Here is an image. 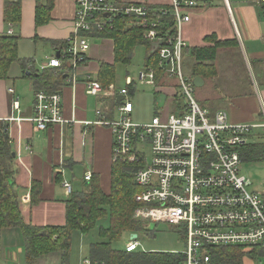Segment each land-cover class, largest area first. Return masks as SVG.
<instances>
[{
	"label": "built area",
	"instance_id": "1",
	"mask_svg": "<svg viewBox=\"0 0 264 264\" xmlns=\"http://www.w3.org/2000/svg\"><path fill=\"white\" fill-rule=\"evenodd\" d=\"M254 1L264 4V0ZM75 4L71 36L59 57L50 59L40 70L53 68L76 83L90 50L89 40L112 31L118 19L124 18L127 27L141 30L149 49L157 43L152 54L157 57L160 78L176 83L177 96L168 99L164 95L165 106L149 123L131 119L130 92L136 84L129 77L126 89L118 93L123 97L117 107L118 118L105 121L96 111L95 124L108 126L112 133L113 163L127 166L138 188L134 219L144 225L165 223L182 234L185 251L171 252L182 254L181 264H264V199L250 189V180L241 174L243 162L238 151L260 132L264 135V111L258 123L234 124L223 111L211 115L199 107L194 98V78L183 73L187 44L181 35L190 21L187 13L198 6V1L162 0L155 3L156 7L147 0H75ZM7 34L12 36L10 30ZM84 78L86 95H100L105 89L110 94L111 89L103 87L97 77L88 73ZM136 80L140 85H160L149 66ZM7 93L10 114L0 118L7 130L9 125L24 121L33 124L36 131L75 122L64 120L59 92L35 91L33 114L27 119L19 116L20 104L13 88ZM172 104L176 115L169 113ZM91 179L92 173H86L84 180ZM63 187L67 195L71 194L69 183ZM223 249L236 254L222 255L219 251ZM124 251H141L137 238H131Z\"/></svg>",
	"mask_w": 264,
	"mask_h": 264
},
{
	"label": "crops",
	"instance_id": "2",
	"mask_svg": "<svg viewBox=\"0 0 264 264\" xmlns=\"http://www.w3.org/2000/svg\"><path fill=\"white\" fill-rule=\"evenodd\" d=\"M8 1L0 0V35H8L10 30L12 36L19 38L17 52L19 43L32 46L33 52L27 58H20L17 54L18 61L13 62L19 65L23 81L16 84L10 80L9 71L13 63L9 67L8 78L0 79V118H5L10 114V96L7 89L12 87L20 104L19 116L27 119L33 114L35 91L32 89L31 80L24 76L28 77L30 72L40 70V67H35V58L38 59L39 54L46 48L51 50V57L45 56L48 62L55 58L56 54L65 46L67 39L72 34L76 4L75 0H21L20 23L16 26L4 21V10ZM147 1L151 6L156 7L155 3L162 0ZM197 1L198 6L187 13L190 15V21L181 30L182 38L187 44L186 50L213 47L215 42L235 41L231 45L219 48L223 49L226 55L224 59L228 63L225 68L233 67V65L229 67V60L233 61L234 58H236L235 64H237L239 54L251 67H263L264 13L260 8L261 5L255 3L254 0ZM37 7H39L42 19L48 20L40 26L35 25ZM91 40L101 42V47L103 46L102 48L105 50L103 58L96 62L94 58L97 57V52L90 50L89 56L87 55L85 63L78 71L79 80L72 84L65 78L64 84L56 91L62 97L64 120L75 122L68 125H53L45 131H36L33 124L28 121L8 126V138L13 157L12 165L16 170L13 183L19 198L18 206L22 222L25 225L40 228L63 227L66 221V201L71 195L65 193L63 184L69 183L72 186V194L80 192L89 184L84 180L88 172L99 179L100 187L104 193L108 194L110 191L113 163L112 133L108 126L96 125L95 122L98 121L96 111L102 113V118L105 121L118 118V103L116 102L118 94L112 99L105 89L100 95H86L84 77L90 73L98 78L101 64L114 65V41L97 35H94ZM107 48L110 49L109 53L106 52ZM148 50L149 56L152 53L151 49ZM235 50L239 54L233 53L236 52ZM217 54L218 49L215 60ZM186 58L191 59L192 64L194 63V59L189 54H186ZM215 60L211 63L217 76L219 72ZM223 62L224 60L221 64ZM206 79L209 77H206L205 80L202 79L204 83ZM158 81L164 86L171 85L168 83L170 80L166 78H159ZM27 88L32 91L30 105L23 104L19 97L27 91ZM254 90L256 95L254 93L251 95L255 98L250 112L239 116L237 114H240V110H236L237 106L234 104L230 106L231 113L228 118L231 123H258L264 111V99L258 89L254 88ZM216 101L218 104L214 109L207 106L202 108L214 115L219 111H225L222 103H226V101V104L232 103L231 100L228 101L221 97ZM165 104L166 100L163 106ZM133 113L134 108L131 119H133ZM1 126L5 125L0 123ZM78 181L82 185H77ZM34 184H38L39 188L37 201L32 203L30 200L31 187ZM24 245L20 228L0 229V264H28ZM86 261L89 262L90 259L85 258L82 264H86ZM37 264L66 263L62 262L60 254L50 253L40 257Z\"/></svg>",
	"mask_w": 264,
	"mask_h": 264
},
{
	"label": "trees",
	"instance_id": "3",
	"mask_svg": "<svg viewBox=\"0 0 264 264\" xmlns=\"http://www.w3.org/2000/svg\"><path fill=\"white\" fill-rule=\"evenodd\" d=\"M21 0H9L4 10V21L16 26L20 23ZM264 13V4L260 6ZM48 20L42 19L37 7L35 25L40 26ZM141 30L136 27H127L124 18L118 19L112 31L102 33V38L114 41V64L129 63L133 46L143 43ZM18 37L0 35V79L8 78L9 67L17 58ZM230 42H215L213 47L193 48L185 50L194 59L192 78L214 77L216 70L211 62L216 58L219 48L233 44ZM156 55L149 54L147 65L155 72L156 80L161 72L156 68ZM114 65H100L98 81L103 87L113 84L112 73ZM30 71V70H29ZM34 91L53 93L64 84L65 76L53 68L34 70L29 73ZM242 162H264V142L250 141L238 148ZM13 157L10 150L8 130L0 127V229L18 227L21 229L24 243L26 261L28 264H37L40 257L50 253L61 255L63 263H67L71 240L74 233L84 236L94 229L97 223L108 220V226H100L99 239L89 247L91 264H181L182 254L137 251L126 253L113 250L111 245L117 243L122 233L147 234L145 226L134 219L136 204L134 196L138 188L133 181L132 172L122 163H112L111 185L108 194L100 187L99 179L93 177L86 188L69 196L66 201V221L63 227L40 228L25 225L22 222L19 209V198L13 183L16 170L13 169ZM38 184L31 187V202L37 201ZM264 199V194H263ZM222 255L232 254L231 250L219 251Z\"/></svg>",
	"mask_w": 264,
	"mask_h": 264
},
{
	"label": "rangeland",
	"instance_id": "4",
	"mask_svg": "<svg viewBox=\"0 0 264 264\" xmlns=\"http://www.w3.org/2000/svg\"><path fill=\"white\" fill-rule=\"evenodd\" d=\"M231 8H233L231 6ZM89 46L92 48L90 50H95L97 52V57H95V61L101 60L103 58V54L105 50L101 47V42L97 40H89ZM149 46L146 42L136 44L132 48L131 59L129 63H116L114 64L113 73H112V81L113 84L111 87L110 95L111 98L115 97L119 93L120 90L126 89L125 81L126 78L129 77L133 81H135L136 88L130 92V100L132 106L134 108L133 119L132 121L135 123H149L151 118L158 111L160 112L163 106L162 103L158 104L156 101V97L158 94H164L168 99L174 98L177 96V89L174 87V81L168 82L169 86H164L160 83L159 86H147L140 85L137 82V76L140 72H143L147 65V57L149 52ZM89 52L87 55L89 56ZM99 51V55H98ZM102 51V53H101ZM233 53H238L237 50ZM33 52V47L27 44H18V56L20 58H27L30 53ZM106 52L109 53L110 49H106ZM101 53V54H100ZM51 57L50 48H46L44 52L40 53L38 59L35 58L36 64L35 67L39 68L43 63L46 64L47 59L45 58ZM225 52L223 49H218L217 59L215 60V65L218 67L217 76L215 75L213 78L210 77L206 79L204 86L201 88H195L194 98L197 101L200 108L203 106H207L210 109H214L218 104L216 99L218 98H226L232 101L230 104L222 103L223 107H225V113L228 117H230L232 104L236 105L240 110V114L244 115L251 111L254 105V98L251 95H256V91L254 88L258 89V92L261 93L264 99V65L263 67L255 68L249 63H246L245 59H242L239 54L237 59V64H235L236 58L229 60V67L233 65L231 69L225 68L226 63H228L224 57ZM156 57V56H155ZM157 58V57H156ZM185 58V57H184ZM224 60L223 64L221 62ZM93 62V63H96ZM191 59L183 60V73L186 77H191V68L193 66ZM233 63V64H232ZM157 64V59L155 65ZM44 65V64H43ZM222 65V66H221ZM237 65V66H236ZM215 66V67H216ZM220 66V67H219ZM216 67V69H217ZM21 69L17 63H13L10 67L9 78L14 81V83H18L23 81L21 79ZM167 77H164V79ZM173 80V79H172ZM205 80V79H204ZM263 83V84H262ZM176 84V83H175ZM262 84V85H261ZM20 101L25 105H30L32 101V91L27 88L25 93L19 95ZM169 113L177 114V110L175 105H170ZM229 120V118H228ZM230 122V120H229ZM259 122V121H258ZM257 123V122H256ZM258 134V133H257ZM254 142H264L263 133H259L258 136H255L251 139ZM147 160L149 157L147 156ZM241 174L248 178L251 182L250 189L255 190L259 194H264V162H244L241 165ZM77 185H82L81 183H77ZM108 220H104L102 222L97 223L96 227L92 229L88 235L84 236L80 233H75L72 236L71 240V248L69 250V257L66 264H82V261L85 258H89V247L93 242H99V232L100 226L106 228L108 226ZM143 226L147 231V234L138 233L137 241L140 244V250L144 252H160V253H182L185 251V243L182 237V234L177 232L176 229L168 226L165 223H151L147 222ZM128 232H124L121 235L120 240L117 243H113L111 245L113 250L116 251H124V247L126 242H128L131 238V235ZM235 255L236 253L228 254ZM262 262L259 259V262Z\"/></svg>",
	"mask_w": 264,
	"mask_h": 264
},
{
	"label": "water",
	"instance_id": "5",
	"mask_svg": "<svg viewBox=\"0 0 264 264\" xmlns=\"http://www.w3.org/2000/svg\"><path fill=\"white\" fill-rule=\"evenodd\" d=\"M106 16H109V15H106ZM156 48H157V43L152 44V45H151V53L154 52V50H155ZM56 57H57V58L59 57V53L56 54ZM65 78H66V76H65ZM203 84H204V82H203V80H202L200 77H196V78L194 79V86H195L196 88H197V87H198V88H199V87H202ZM121 100H123V97H122V96H118V97L116 98V102H117V103H120ZM165 100H166V97H165L164 95L159 94V95L157 96L158 104H159V103H162V105H164ZM162 107H163V106H162ZM162 107H161V108H162ZM131 238H132V239H136V238H137V235H136V234H132V235H131Z\"/></svg>",
	"mask_w": 264,
	"mask_h": 264
}]
</instances>
